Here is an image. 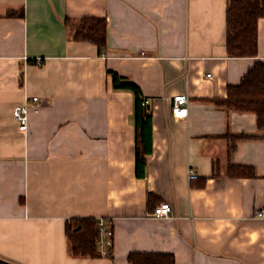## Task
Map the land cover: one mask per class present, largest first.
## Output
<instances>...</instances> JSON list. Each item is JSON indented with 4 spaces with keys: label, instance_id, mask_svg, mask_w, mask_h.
<instances>
[{
    "label": "crops",
    "instance_id": "crops-1",
    "mask_svg": "<svg viewBox=\"0 0 264 264\" xmlns=\"http://www.w3.org/2000/svg\"><path fill=\"white\" fill-rule=\"evenodd\" d=\"M228 2L0 0V260L130 264L131 253H164L176 264H264V217H256L264 211V132L254 114L214 102L264 61V18L258 56L231 58ZM91 17L108 23L103 55L72 39ZM110 72L149 100L142 177L146 109L132 91L114 88ZM178 94L190 100L182 120L172 116ZM34 97L23 132L14 108ZM241 134L249 137L231 153L229 137ZM232 165L252 166L257 177H232ZM162 202L173 218L152 217ZM75 218L113 221L112 256L74 255L66 227Z\"/></svg>",
    "mask_w": 264,
    "mask_h": 264
},
{
    "label": "trees",
    "instance_id": "trees-1",
    "mask_svg": "<svg viewBox=\"0 0 264 264\" xmlns=\"http://www.w3.org/2000/svg\"><path fill=\"white\" fill-rule=\"evenodd\" d=\"M24 13L9 12L8 17H23ZM264 18V0H229L227 6V54L231 58H255L258 56V25ZM72 39L77 42H88L97 47L98 55L108 51V23L104 18L91 17L82 19L72 33ZM113 77L115 89L130 90L135 95L136 106L144 108L145 122L139 123L140 131L137 142V174L144 175V152L146 146V127H148L150 113L143 107L144 98L139 86L115 72ZM218 106L230 111L252 113L257 118L260 131L264 132V61H257L236 86L228 87L225 99L214 101ZM264 136V135H263ZM246 134L233 135L234 147L236 142L248 138ZM229 175L238 178H256L257 173L252 166L232 165ZM99 220L95 218H75L68 222L66 233L76 257H100L97 242L100 237ZM130 264H176L172 254L164 253H131L128 256ZM1 264H9L0 260Z\"/></svg>",
    "mask_w": 264,
    "mask_h": 264
},
{
    "label": "built area",
    "instance_id": "built-area-1",
    "mask_svg": "<svg viewBox=\"0 0 264 264\" xmlns=\"http://www.w3.org/2000/svg\"><path fill=\"white\" fill-rule=\"evenodd\" d=\"M38 65L41 64L39 61ZM211 75H208L210 77ZM189 97L187 94H178L173 97L172 104V116L175 119L182 120L186 119L189 116ZM39 102L38 97L32 98V104L24 103L18 105L14 108V117L17 121L19 128L23 132H27L29 128V113L32 107L36 106V103ZM143 107L147 108L149 106V100L145 99L142 103ZM188 177L190 180L198 179V174L189 170ZM175 216V212L172 208V205L168 202H162L158 205L153 213L152 217L154 218H164L170 219ZM256 217L263 218L264 211H260L256 214ZM98 229L100 232V237L97 242L98 250L100 255L110 257L113 254L114 248V228L113 221L111 219H101L98 223Z\"/></svg>",
    "mask_w": 264,
    "mask_h": 264
},
{
    "label": "clouds",
    "instance_id": "clouds-1",
    "mask_svg": "<svg viewBox=\"0 0 264 264\" xmlns=\"http://www.w3.org/2000/svg\"><path fill=\"white\" fill-rule=\"evenodd\" d=\"M220 227H221V228L224 227V222H220ZM257 237H258V234H257V233H252V234H251L252 242H255V240L257 239Z\"/></svg>",
    "mask_w": 264,
    "mask_h": 264
}]
</instances>
